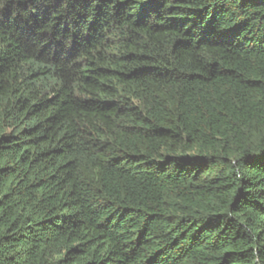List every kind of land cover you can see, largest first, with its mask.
Masks as SVG:
<instances>
[{
  "label": "trees",
  "instance_id": "16d2710c",
  "mask_svg": "<svg viewBox=\"0 0 264 264\" xmlns=\"http://www.w3.org/2000/svg\"><path fill=\"white\" fill-rule=\"evenodd\" d=\"M0 264H264V0H0Z\"/></svg>",
  "mask_w": 264,
  "mask_h": 264
}]
</instances>
